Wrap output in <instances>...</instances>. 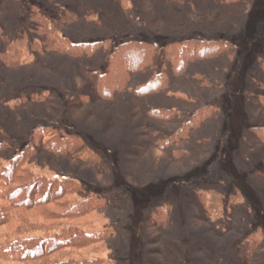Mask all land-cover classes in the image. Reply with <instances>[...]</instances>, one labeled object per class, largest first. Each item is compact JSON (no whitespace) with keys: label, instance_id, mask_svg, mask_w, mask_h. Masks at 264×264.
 <instances>
[{"label":"rangeland","instance_id":"rangeland-1","mask_svg":"<svg viewBox=\"0 0 264 264\" xmlns=\"http://www.w3.org/2000/svg\"><path fill=\"white\" fill-rule=\"evenodd\" d=\"M74 1L0 0L2 37L14 47L8 65L0 66V131L16 136L46 128L75 141L78 150L72 158L41 152L30 161L32 168L47 178L75 179L81 199L101 201L85 219L55 228L28 227L21 235L45 239L70 229L107 232L95 246L61 253L62 260L264 264V146L250 130L264 127V110L257 99L264 95V0H242L241 18L216 22V6L209 0H178L179 4L119 0L120 6L108 0H84L83 17L106 26L99 37L107 36L116 44L137 40L163 47L199 39L235 45L230 56L220 60L216 78H208L216 84L212 90L193 89L194 94L180 90L200 106L210 105L215 119L204 128L208 149L199 153L186 144L184 159L176 162L149 143L128 94L115 102H84L76 97L85 93L78 90L80 60L48 49L56 33L55 19L66 35L73 27H83L69 22ZM180 10L186 21L177 17ZM123 30L128 31L120 33ZM19 98L26 102L14 111L20 118L16 128L6 105ZM12 233V228L0 229V245ZM253 233L255 243H246ZM241 243L247 249L254 246L249 257L241 255ZM0 264L13 263L0 260Z\"/></svg>","mask_w":264,"mask_h":264},{"label":"trees","instance_id":"trees-1","mask_svg":"<svg viewBox=\"0 0 264 264\" xmlns=\"http://www.w3.org/2000/svg\"><path fill=\"white\" fill-rule=\"evenodd\" d=\"M108 1L120 6L119 0ZM176 1L179 4L178 0H164L168 4ZM209 1L216 6L215 22L221 18L239 19L243 16L242 0ZM85 5L84 0L74 1V15L69 20L74 24H83V27H76L78 30L73 27L66 35L64 29L59 28L61 21L55 19L52 27L56 28L53 31L57 34L48 45L49 50L80 60L78 90L83 89L85 93L76 97L84 102H115L128 94L133 101L136 117L146 129L149 143L175 162L184 159L186 144L199 153L207 150L210 142L204 128L214 121L215 111L210 105L200 106L187 93L194 94L193 89L200 93L212 90L216 84L208 78H216L220 60L230 56L235 45L199 39L173 41L163 47L137 40L116 44L107 36L99 37L106 26H99L101 23L92 17H83ZM176 14L186 21L187 15L183 10ZM197 21H200V17ZM83 38L89 41H79ZM0 44V66L8 65L14 47L10 40L2 37L1 29ZM257 99L264 110V95H257ZM24 102L19 98L6 105L8 117L16 128L20 126V118L14 115V111ZM250 130L264 146V127ZM20 135L0 131V229L8 227L13 230L12 235L7 236V241L0 245V260L13 264H103L101 259L62 260L58 259V255L68 250L80 251L95 246L107 238V232L87 234L70 229L62 235L45 239L21 235V231L28 227L55 228L63 222L85 219L101 201L81 199L82 189L75 179L47 178L32 168L30 161L41 152L72 158L78 150L75 141L53 135L46 128L22 131ZM233 197L238 198L236 193ZM162 216L165 221L161 228L167 222L168 213ZM255 235L253 233L245 242L255 243ZM240 247L243 257H249L254 252V246L247 249L245 243H241Z\"/></svg>","mask_w":264,"mask_h":264}]
</instances>
